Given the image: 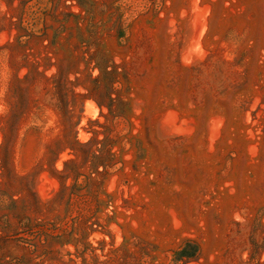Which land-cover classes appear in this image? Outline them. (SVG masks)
Masks as SVG:
<instances>
[{"label":"rangeland","instance_id":"rangeland-1","mask_svg":"<svg viewBox=\"0 0 264 264\" xmlns=\"http://www.w3.org/2000/svg\"><path fill=\"white\" fill-rule=\"evenodd\" d=\"M0 264H264V0H0Z\"/></svg>","mask_w":264,"mask_h":264},{"label":"trees","instance_id":"trees-1","mask_svg":"<svg viewBox=\"0 0 264 264\" xmlns=\"http://www.w3.org/2000/svg\"><path fill=\"white\" fill-rule=\"evenodd\" d=\"M193 254H191V255H187V254H177V256L181 259V258H185V257H190V256H192Z\"/></svg>","mask_w":264,"mask_h":264}]
</instances>
